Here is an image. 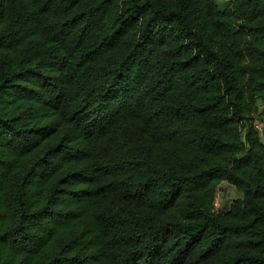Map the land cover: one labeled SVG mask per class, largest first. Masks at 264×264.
Here are the masks:
<instances>
[{
	"label": "trees",
	"instance_id": "1",
	"mask_svg": "<svg viewBox=\"0 0 264 264\" xmlns=\"http://www.w3.org/2000/svg\"><path fill=\"white\" fill-rule=\"evenodd\" d=\"M258 101L264 0H0V264H264Z\"/></svg>",
	"mask_w": 264,
	"mask_h": 264
},
{
	"label": "rangeland",
	"instance_id": "2",
	"mask_svg": "<svg viewBox=\"0 0 264 264\" xmlns=\"http://www.w3.org/2000/svg\"><path fill=\"white\" fill-rule=\"evenodd\" d=\"M218 6L221 8L228 0H216ZM262 110V109H261ZM216 196L219 204H228L232 199L237 198L240 194L229 184L222 182L216 189Z\"/></svg>",
	"mask_w": 264,
	"mask_h": 264
},
{
	"label": "built area",
	"instance_id": "3",
	"mask_svg": "<svg viewBox=\"0 0 264 264\" xmlns=\"http://www.w3.org/2000/svg\"><path fill=\"white\" fill-rule=\"evenodd\" d=\"M260 111H261V115L258 119L254 121L253 127L256 133L258 134L259 139L264 144V107ZM216 195L213 199L212 206H213L214 211L220 213L226 209V204H223L221 207Z\"/></svg>",
	"mask_w": 264,
	"mask_h": 264
},
{
	"label": "crops",
	"instance_id": "4",
	"mask_svg": "<svg viewBox=\"0 0 264 264\" xmlns=\"http://www.w3.org/2000/svg\"><path fill=\"white\" fill-rule=\"evenodd\" d=\"M257 104H258L259 110H261L264 107V101H258Z\"/></svg>",
	"mask_w": 264,
	"mask_h": 264
}]
</instances>
